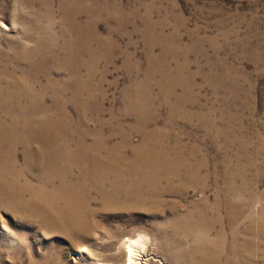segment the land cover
Segmentation results:
<instances>
[{"label":"rangeland","instance_id":"1","mask_svg":"<svg viewBox=\"0 0 264 264\" xmlns=\"http://www.w3.org/2000/svg\"><path fill=\"white\" fill-rule=\"evenodd\" d=\"M84 2L86 6H96V9L101 5H118L123 22L117 29V17H112L108 22L106 11L92 14V30L102 37L104 48L95 58L88 52L84 54L86 64L81 66L80 74L82 80L90 79L89 83L92 82L91 96L99 104L100 111H92L91 104V110L85 112L86 122L83 126L76 101L71 99V91L68 90L66 101L63 102L66 116L62 117L61 122L69 131V141L74 143L77 129L85 127L87 130H81L85 133L87 143L94 140L93 131L98 130L110 144L122 141V133L125 132L129 148L140 145L144 140V129L137 126L134 114L126 112L125 96L130 93L129 88L134 87L130 85L140 83L152 67L154 73L144 87V92L148 95V112L155 121L147 127L167 131L166 142L172 143L176 127L167 125L166 121L171 104L175 103V96L170 94L166 102L162 101L167 88L159 84L160 71L166 69L175 76L176 64L184 62L188 66L187 70L197 71L194 78L200 95L197 112H201L202 116L213 104L220 107L226 119V125L221 124L218 118L220 113L211 114L216 128L230 132V126H235L236 121L240 125L236 126L238 129H235V133L242 134L248 143L243 163L253 161L254 167H243L242 180L245 182L234 181V186L241 188V197L247 200V217L243 222L260 219L264 213V138L259 139L264 137V0ZM64 11L62 0H0V52L6 54L7 58H0V64L13 66L15 51L12 40H17L20 46L32 47L33 40L23 38V34L34 38L35 35L48 36V45L60 44L63 39L61 25ZM84 19L82 16L81 21ZM96 45L97 41L90 42L91 49ZM56 56L63 58L60 51ZM219 60L229 67V77H235L234 86H237L238 93L234 90L218 92L214 84H209L210 81L205 79L207 67ZM92 63L95 68L93 75L90 73ZM22 66L26 65L22 63ZM58 72L66 76L63 69L58 68ZM222 94L226 97L225 103H222ZM86 101V97H83L82 102L85 104ZM45 102L52 108L48 116L54 117L56 101L47 98ZM197 134L200 141L205 142L207 133L199 122ZM217 144L223 149L221 139ZM200 147L206 159L211 161V153L209 155V151H205L203 144ZM22 152V147H19V167L24 166ZM235 169L234 165H230L227 170ZM27 176L36 182L33 174ZM222 186V182L209 178L206 194L210 204L215 199V191ZM91 195L89 210L83 214L86 220H82L88 224L83 227L69 223H41L33 213L26 210L16 212L11 200L0 198V264H126V243L129 238L137 239L135 248L141 254H138L139 261L136 260L138 264L207 263V260L193 253L194 240L190 232L185 231L186 227L171 221L177 203L180 204L178 210L181 213L191 208L190 204L182 203L176 194L162 195L164 202L158 210L160 214L142 208H106L95 192ZM27 196L28 192L24 193V197ZM193 197L200 198L201 194L196 192ZM220 212L223 214L222 209ZM63 217L60 219L63 220ZM69 218L66 222H71L75 216ZM240 221H235L233 225L225 224L220 242L224 257L221 255L220 260L230 258L235 264H264V231L256 226L240 228L243 223ZM240 230L242 232L236 239L240 250L235 251L231 248L235 240L233 232ZM214 231L211 230L209 235L214 236Z\"/></svg>","mask_w":264,"mask_h":264},{"label":"bare ground","instance_id":"2","mask_svg":"<svg viewBox=\"0 0 264 264\" xmlns=\"http://www.w3.org/2000/svg\"><path fill=\"white\" fill-rule=\"evenodd\" d=\"M62 2L65 11L61 43L48 45V36L35 35L34 38L23 34V38L33 40L32 47L20 46L17 40H12L15 51L13 66L0 64V198L11 200L16 212L26 210L33 213L41 223H69L83 227L88 224L82 220H86L83 214L89 210L93 192L102 199L106 208H142L157 214H160L158 210L164 202L162 195L174 193L182 203L191 205L189 210L181 213L177 203L171 221L190 232L194 240L193 253L207 260L206 264H235L230 258L220 260L224 254L220 242L225 224L233 225L237 220L242 223L247 217V200L241 197L242 190L234 186V181L244 183L242 168L254 167L253 161L243 163L248 143L242 134L235 133L239 123L236 121L235 126H230V132H226L223 128H216V122L211 117V114L220 113L219 123L226 125L220 107L210 104L206 114L201 116V112H197L200 104L199 86L194 82L197 71L187 70L188 66L183 62L176 64L175 76L166 69L160 71L159 84L167 88L162 101L166 102L170 94L175 96L166 121L167 125L176 127L172 143L166 142L167 131L147 127L155 121L148 112V95L144 92L154 73L152 67L140 83L130 85L134 87L129 88L130 93L125 96L126 112L134 114L137 126L144 129V140L140 145L129 148L125 132L122 133V141L110 144L98 130L93 131L94 140L87 143L81 130L85 127L77 129L74 143L69 141V131L61 122L66 116L63 102L68 90L71 91V99L76 101L83 126L85 112L91 110V104L92 111H100L99 104L91 96L92 82L89 83L90 79L82 80L80 74L81 66L86 64L84 54L88 52L95 58L104 48L102 37L92 30V14L104 10L108 22L117 17V29L123 19L115 4L111 7L101 5L96 9V6H86L84 0ZM82 16L85 17L83 21ZM91 41H97L95 48H90ZM58 51L62 52L63 60L56 56ZM0 58L7 59L6 54L0 52ZM22 63L26 66L23 67ZM214 65L220 69L217 70ZM214 65L210 63L207 67L205 79L210 81L209 84H214L218 92L234 90L238 93L237 86H234L235 77H229L230 69L224 61H216ZM58 68L63 69L66 76H61ZM90 70L93 75L94 63ZM83 97L87 99L85 104ZM47 98L57 103L54 117L48 116L52 108L46 105ZM225 99L222 94V103ZM198 122L207 133L205 142L198 137ZM219 139L224 143L223 149L217 144ZM201 142L205 151H209V155L211 153V161L203 155ZM19 147L24 154V166L21 167L17 156ZM230 165L236 169L227 170ZM29 174H33L36 182L28 178ZM211 177L223 184L221 190L215 191L212 204L206 194ZM26 192L28 196L24 197ZM196 192L201 194L200 198L193 197ZM62 216L63 220L60 219ZM69 216L75 218L66 222L71 219ZM263 218L264 213L255 222H243L240 228L257 227L263 232ZM213 229L215 234L210 236ZM241 232H233L235 240L231 248L235 251L240 250L236 239ZM136 243L137 239L131 238L126 243V264H135L140 254L135 248Z\"/></svg>","mask_w":264,"mask_h":264}]
</instances>
